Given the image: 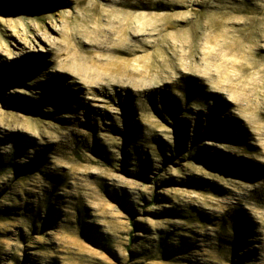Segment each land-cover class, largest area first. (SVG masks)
<instances>
[{
  "label": "rangeland",
  "instance_id": "374dc122",
  "mask_svg": "<svg viewBox=\"0 0 264 264\" xmlns=\"http://www.w3.org/2000/svg\"><path fill=\"white\" fill-rule=\"evenodd\" d=\"M0 264H264V0H0Z\"/></svg>",
  "mask_w": 264,
  "mask_h": 264
},
{
  "label": "bare ground",
  "instance_id": "6f19581e",
  "mask_svg": "<svg viewBox=\"0 0 264 264\" xmlns=\"http://www.w3.org/2000/svg\"><path fill=\"white\" fill-rule=\"evenodd\" d=\"M131 4V3H130ZM131 6V5H130ZM135 7V6H134ZM31 30V29H30ZM24 36V35H23ZM86 45V44H85ZM95 46V45H94ZM209 48V47H208ZM4 54V53H3ZM230 64V63H229ZM69 74V73H68ZM102 86V85H101ZM105 88V87H104ZM140 94V93H139ZM93 101V100H92ZM111 112V111H110ZM181 117V116H180ZM14 131V130H13ZM71 132V131H70ZM31 137V136H30ZM46 138V137H45ZM52 139V138H50ZM55 144V143H54ZM110 152V151H109ZM50 161V160H49ZM57 167V166H56ZM112 167V166H111ZM58 175V174H57ZM214 190V189H213ZM243 194V193H242ZM225 205V204H224ZM244 209V208H243Z\"/></svg>",
  "mask_w": 264,
  "mask_h": 264
}]
</instances>
